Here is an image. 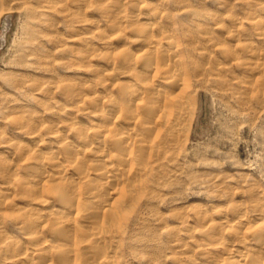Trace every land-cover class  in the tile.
<instances>
[{"label":"rangeland","instance_id":"374dc122","mask_svg":"<svg viewBox=\"0 0 264 264\" xmlns=\"http://www.w3.org/2000/svg\"><path fill=\"white\" fill-rule=\"evenodd\" d=\"M41 1L44 0H0V38L4 25H9L6 43L0 47V147H3L0 163L3 164L11 160L15 166L22 163L18 156L11 155V145L18 149L24 145L36 148L26 136L14 134L5 122L7 114H23L40 126L45 152L54 135L48 133L62 130L60 119L55 120L56 114L66 116L69 123L73 119L77 123L84 116L65 111L63 94L57 85L84 83L85 86L76 88L89 100L93 97L90 92L101 93L108 87L109 81L92 87L91 77L79 81L75 74L79 69L69 67L72 65L69 49L77 39L88 36L91 47L103 54H120L130 47L129 43H118L113 36L110 30L113 19L102 17L99 10L102 2L92 0L75 12L74 0H67L54 3L53 9L46 12ZM140 1V16L134 23L126 17L132 13L134 1H122L126 13L120 19L124 25L137 26L146 20L144 16L162 13L164 31L174 36L180 52L187 53L182 54L184 63L189 66L193 63L198 71L184 89H176L175 94L183 98L186 109L180 120V132L176 142L169 143L168 160L164 159L161 170L154 174L143 201L135 213L126 214L130 215L129 221L118 241L117 257L119 264H145L147 252L160 247L164 251L168 246L167 251L176 257L173 264H203L204 257L199 254L205 247L201 241L205 232L224 218L231 219V214L239 210L247 212L250 222L239 228L245 231L240 236H252L253 204L256 199L264 204V69L255 70L252 64V53L264 56V41L250 29L246 15L253 8L256 19L264 18V0ZM103 5L107 6V2ZM187 7L199 15L183 14ZM237 18L242 19L240 27L232 24ZM101 35L110 37V42L102 41ZM203 49L208 57L205 62L200 56ZM98 63L94 59L93 64ZM40 64L45 68L40 69ZM46 92L45 101L42 96ZM39 98L44 101L42 105L35 104ZM51 110L53 115H49ZM6 155L8 158H4ZM16 173L18 179L24 178L23 168ZM3 190L0 178V193ZM10 194L0 210V224L4 223L0 225V247H20L27 254L21 260L16 257L14 264H27L35 260L34 246L18 229L13 231V219H3L9 213L20 214L26 206L19 193ZM172 232L175 239H170ZM42 235L46 239L50 232ZM174 241L176 246H172ZM203 251L214 255L216 249L209 247ZM10 257L9 253L2 256L0 264H11Z\"/></svg>","mask_w":264,"mask_h":264},{"label":"bare ground","instance_id":"6f19581e","mask_svg":"<svg viewBox=\"0 0 264 264\" xmlns=\"http://www.w3.org/2000/svg\"><path fill=\"white\" fill-rule=\"evenodd\" d=\"M56 1L41 2L48 12L54 3L67 0ZM122 1L97 0L102 2L103 7L99 9L102 17L113 19L110 26L113 36L117 37L118 43H129V49L120 54L97 53L88 36L77 39L69 49L72 57L69 67L79 69L75 72L79 81L94 78L92 87L109 81L104 92H90L89 95H93L90 100L76 88L85 86L84 83L57 85L63 94L65 111L84 115L79 123L75 119L69 123L66 116L56 114L55 120L60 119L62 130L48 133L54 134L49 140L52 145L45 147L47 151L43 152L44 134L40 126L23 114L4 117L15 135L26 136L36 146L33 150L29 145L19 149L11 145V155L18 156L22 163L17 166L12 163L14 160L0 163V178L4 185L3 193H0V210L6 197L11 196L10 192L19 193L26 206L20 214L9 213L3 219H13V231L18 229L34 246L32 256L35 260L27 264H119L118 241L122 239L128 216L135 213L143 201L154 174L161 170L163 160H168L169 143L176 142L180 132V120L186 109L183 98L175 94L176 89H184L198 70L193 63L190 66L184 63V51L180 52L174 36L162 27V13L144 16L146 20L137 26L124 25L120 19L126 13ZM132 1V13L126 17L134 23L140 16L141 1ZM91 2L74 0L75 12ZM183 11L190 16L199 15L190 12L188 7ZM246 15L250 29L264 41V18L256 19L253 8ZM168 19L166 17V22ZM232 21L236 27L243 23L241 18ZM219 24H216L218 28ZM8 26V23L4 25L0 47L6 43ZM129 34L132 37H128ZM101 37L106 44L110 42V37ZM204 42L207 43L206 38ZM246 48L250 49L248 45ZM204 50L200 56L205 62L208 57ZM252 54L254 69L263 70L264 56ZM96 58L99 63L93 64ZM38 66L45 68L44 64ZM42 97L46 101L47 92ZM36 100L37 105L44 102L41 98ZM51 112L49 115L54 114ZM76 115L74 118L78 119ZM20 168L24 169L23 179L16 177ZM253 207L252 236H240L245 231L241 232L239 228L250 222L247 212L239 210L231 214V219L224 218L201 236L205 247L199 255L204 257H200L203 264H264V204L256 199ZM127 213L130 215L126 216ZM46 231L50 235L42 239ZM170 235V239H175V233ZM176 245L174 241L172 246ZM209 247L216 249L214 255L203 251ZM162 249L153 248L147 252L145 264H173L176 257L167 251L168 246L166 250ZM8 253L11 264L16 263V257L21 260L27 254L20 247L8 245L0 247V260Z\"/></svg>","mask_w":264,"mask_h":264}]
</instances>
